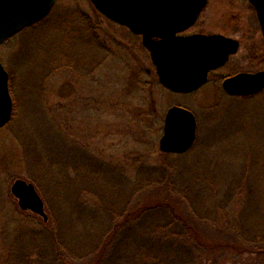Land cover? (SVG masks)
Here are the masks:
<instances>
[{
  "label": "rangeland",
  "instance_id": "rangeland-1",
  "mask_svg": "<svg viewBox=\"0 0 264 264\" xmlns=\"http://www.w3.org/2000/svg\"><path fill=\"white\" fill-rule=\"evenodd\" d=\"M189 30L242 40L227 65L191 93L164 87L141 36L91 0H57L47 17L0 44L15 101L0 127V264L31 226L55 225L78 256L93 254L127 205L162 197L168 171L203 245H153L148 235L157 221L180 225L152 212L112 254L115 264H140L142 253L152 264H264V93L236 98L221 83L236 66L252 67L251 43L263 32L248 0H209ZM172 105L197 117L196 141L183 154L160 149ZM17 178L37 183L54 225L41 226V215L19 206L11 189ZM147 181L151 188L139 190ZM91 256L67 264H91Z\"/></svg>",
  "mask_w": 264,
  "mask_h": 264
},
{
  "label": "water",
  "instance_id": "water-1",
  "mask_svg": "<svg viewBox=\"0 0 264 264\" xmlns=\"http://www.w3.org/2000/svg\"><path fill=\"white\" fill-rule=\"evenodd\" d=\"M110 19L141 34L151 53L160 82L169 90L192 92L203 86L212 69L224 65L237 52V39L222 34H178L195 23L208 0H91ZM257 10L264 34V0H250ZM56 0H0V43L49 14ZM223 87L231 95H248L264 87V71L228 77ZM9 73L0 62V127L12 116ZM197 136L193 111L173 105L166 111L160 137L163 152L183 154ZM22 209L48 220L45 203L35 185L23 178L12 184Z\"/></svg>",
  "mask_w": 264,
  "mask_h": 264
},
{
  "label": "trees",
  "instance_id": "trees-1",
  "mask_svg": "<svg viewBox=\"0 0 264 264\" xmlns=\"http://www.w3.org/2000/svg\"><path fill=\"white\" fill-rule=\"evenodd\" d=\"M163 174L164 177L161 179L159 186L160 189L165 187L168 191L166 190L162 197L153 200L150 199L152 201L138 202L134 207L127 205L123 212L125 214L121 215L122 218L120 220H116L111 224L109 229L105 232L101 244L93 250V254L90 253L92 256L90 254H81L78 256L75 253L76 251L68 246V243L61 237L62 235L53 224V221L50 222L48 220L43 222L41 226L53 224L54 226L52 228H35L34 226H31L29 227L31 231L24 230L17 235L19 238V243L17 245L14 242L9 243V256H7L8 260L5 264H32L37 259L44 262V264H46L48 260L47 264H67L68 260L75 261V255L77 259L80 258L81 260L91 256V264H115L116 258L114 259L112 254L117 252V249H119L126 239H130L128 234L130 230L135 227L134 224L138 225L143 223L144 221H142L141 218L146 217L148 214L151 215L152 212H160L173 217L175 219L172 221L173 225H180L181 228H171L168 226L166 224L168 222L167 217L166 220H161L163 223L157 221L154 224L153 234L149 233L150 235H148L150 240L153 238V245L155 244V246H158L162 243L167 245V243L173 242L176 246L194 251V249L203 245L201 243V238L203 237L200 236V232H198L195 225H192L187 219L188 216L184 210L183 200L176 193L177 190L173 186L174 179L171 175L172 172H163ZM146 183L147 185H145ZM145 184L139 185V190L142 188H145L146 190L151 188L152 184L150 181L145 182ZM179 210L181 212H179ZM12 246L15 247V250ZM33 246L34 248H37L35 254L31 252ZM54 246L55 250L53 256V251L51 252V250ZM14 253L16 254L12 256ZM206 253H210L207 248ZM143 256V253L139 255L137 262L140 264H152L142 258Z\"/></svg>",
  "mask_w": 264,
  "mask_h": 264
},
{
  "label": "flooded vegetation",
  "instance_id": "flooded-vegetation-1",
  "mask_svg": "<svg viewBox=\"0 0 264 264\" xmlns=\"http://www.w3.org/2000/svg\"><path fill=\"white\" fill-rule=\"evenodd\" d=\"M251 4H252V6L255 8V11H256V14H257V10H256V7L254 6V4L250 1V0H248ZM209 4V0H208V3H207V5ZM207 7V6H206ZM205 7V8H206ZM204 8V9H205ZM203 9V10H204ZM202 13V12H201ZM200 13V14H201ZM200 16V15H199ZM199 16H198V18H199ZM257 17H258V15H257ZM198 18H197V20H198ZM197 20L195 21V23L197 22ZM258 20H259V18H258ZM194 23V24H195ZM193 24V25H194ZM259 24H260V22H259ZM193 25H191L188 29H186L185 31H183V32H181L180 34H183V35H190V34H197V33H200V34H206V35H211V34H222V35H224V36H227V37H232V38H235V39H237L238 40V42H239V47H238V50H237V52L239 51V49H240V47H241V44H242V40L240 39V38H238V37H235V36H232V35H227V34H225V33H222V32H205V31H203V30H200V31H197V30H189ZM261 26V25H260ZM261 29H262V27H261ZM262 32H263V30H262ZM141 36V35H140ZM141 38H142V36H141ZM11 39H13V38H9L8 40H6V41H4L3 43H5V42H7V41H9V40H11ZM143 39V38H142ZM2 44V43H1ZM236 52V53H237ZM236 53H234V54H232V55H230V57H229V59L227 60V62L223 65V66H221V67H219V68H216V69H214V70H211L210 72H209V74H208V80H207V83L209 82V79H210V75H211V73L213 72V71H216L217 69H220V68H222V67H224L225 65H227V63L229 62V60L231 59V57L233 56V55H235ZM247 58H248V63H249V65H251L252 67L251 68H249V69H243V68H238L239 66H236L234 69H233V71L232 72H230V73H228V74H225V75H223L222 76V87H223V82H224V80L226 79V78H228V77H231V76H235V75H237V74H239V73H251V74H254V73H258V72H262V71H264V34H263V39H261L260 40V42L259 43H255V42H253V43H251V47H250V51H249V53H248V56H247ZM1 61V60H0ZM2 62V61H1ZM3 63V62H2ZM3 65H4V63H3ZM4 67L7 69V71H8V73H9V87H10V92H11V83H10V80H11V72H10V70L7 68V66L6 65H4ZM206 83V84H207ZM205 84V85H206ZM223 89L225 90V88L223 87ZM226 91V90H225ZM227 92V91H226ZM228 93V92H227ZM262 93H264V87L262 88V89H260L259 91H257V92H254V93H251V94H248V95H244V94H242V95H240V94H238V95H230L229 93V95L230 96H233V97H236V98H252V97H255V96H257V95H261ZM11 95H12V92H11ZM12 98H13V112H14V108H15V101H14V97H13V95H12ZM13 112H12V116H13ZM34 182V181H33ZM35 184H37L36 182H34Z\"/></svg>",
  "mask_w": 264,
  "mask_h": 264
}]
</instances>
